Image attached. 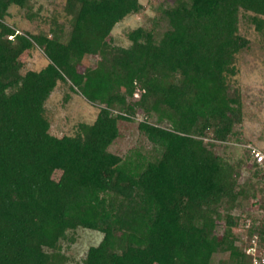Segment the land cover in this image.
I'll use <instances>...</instances> for the list:
<instances>
[{"label":"trees","instance_id":"16d2710c","mask_svg":"<svg viewBox=\"0 0 264 264\" xmlns=\"http://www.w3.org/2000/svg\"><path fill=\"white\" fill-rule=\"evenodd\" d=\"M32 1L0 0V264H71L61 241L78 228L103 237L77 264H213L216 253L227 255L222 264H251L234 227L249 217L248 234H264V183L241 186L214 147L242 118L230 84L248 44L238 12H254L263 29L264 0H173L153 27L131 30L127 47L111 33L140 0H67L69 29L20 32L6 19L12 7L32 19ZM35 44L49 62L22 72L17 59ZM89 55L96 65L80 70ZM59 81L99 105L75 135L53 133L45 115ZM138 107L146 111L138 128L153 145L124 161L110 148ZM252 167L264 180V165ZM253 197L262 217L248 209Z\"/></svg>","mask_w":264,"mask_h":264},{"label":"rangeland","instance_id":"374dc122","mask_svg":"<svg viewBox=\"0 0 264 264\" xmlns=\"http://www.w3.org/2000/svg\"><path fill=\"white\" fill-rule=\"evenodd\" d=\"M67 0H33V11L38 12L32 19H28L25 11L19 7H12L11 16L7 17V22L13 25L20 32L50 34V28H54L56 23H60L64 28L69 29L72 23V15L68 14L65 6ZM143 8L129 14L119 21L113 28L111 37L114 44L130 46L129 33L138 26L151 28L154 25L153 18L159 14L161 5L169 6L173 0H140ZM255 13L241 8L238 12L237 33L248 40V44L237 56V73L230 77L231 90L239 91L241 97L242 118L234 126L236 134L229 141H216L214 147L216 153L229 160L235 171L239 172V182L241 186H246L248 191L255 189L250 185L256 184L259 188L264 180L258 181L253 176L255 161L253 150H260L264 153V28L258 29L254 21ZM165 24L160 22L155 27V39L157 41L163 35ZM98 57L89 55L82 61L79 69L85 70L95 66ZM49 58L39 45L24 51L17 59V65L22 67V72L28 69L39 70L47 65ZM137 93L129 97L134 101ZM99 111V105L87 100L80 92L72 90L69 83L59 81L46 102L45 115L50 120L51 130L58 135H75L80 132L81 122L93 123ZM117 112V109L114 110ZM146 117V111L138 107L133 120L121 125V134L111 146V150L124 157V161L137 155V152L148 150L152 147V142L139 130L138 123ZM151 122H156V115L152 113L148 116ZM205 141L211 140L212 132L208 131ZM242 162V163H240ZM60 171L54 175L59 178ZM260 182V184L258 183ZM259 184V185H258ZM260 198H251V207L248 208L258 217H262L263 207L259 204ZM264 204V202H262ZM240 213V209H236ZM246 214V212L244 213ZM243 215V214H242ZM244 220H250L244 217ZM241 220L234 227V234L238 244L245 249L247 239L251 236L246 228L247 221ZM217 227V232L222 233L224 226ZM103 237L102 232L87 228H78L74 234V240L64 239L61 241V250L71 261V264L80 262L87 253L91 245L98 244ZM227 260V255L216 253L213 264H222Z\"/></svg>","mask_w":264,"mask_h":264},{"label":"built area","instance_id":"2783aa9c","mask_svg":"<svg viewBox=\"0 0 264 264\" xmlns=\"http://www.w3.org/2000/svg\"><path fill=\"white\" fill-rule=\"evenodd\" d=\"M256 161L264 165V153L260 150H253ZM250 220H247L246 228L248 229ZM262 235V236H261ZM244 251L251 256V264H264V234H254L247 239Z\"/></svg>","mask_w":264,"mask_h":264}]
</instances>
